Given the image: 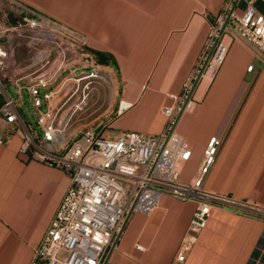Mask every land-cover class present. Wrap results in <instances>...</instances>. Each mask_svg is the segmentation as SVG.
<instances>
[{"label": "crops", "instance_id": "0c3cea01", "mask_svg": "<svg viewBox=\"0 0 264 264\" xmlns=\"http://www.w3.org/2000/svg\"><path fill=\"white\" fill-rule=\"evenodd\" d=\"M22 1L84 34L88 49L115 66V98L104 125L115 134L153 135L164 130L167 117L162 110L174 105L172 95L182 94L226 3ZM256 6L264 14V3L258 0ZM255 54V48L243 40L232 41L215 75L196 88L177 131L192 145L182 180L199 174L208 140L220 133L223 143L204 188L264 208V65ZM253 63L256 67L249 71ZM3 128L0 118V133ZM21 143L19 134L0 142V264H45L34 259V249L67 190L69 177L60 168L22 154ZM194 209V202L164 195L150 216L133 214L118 239L112 264H256L257 259L264 264V220L219 208L211 210L184 260H177Z\"/></svg>", "mask_w": 264, "mask_h": 264}, {"label": "built area", "instance_id": "2783aa9c", "mask_svg": "<svg viewBox=\"0 0 264 264\" xmlns=\"http://www.w3.org/2000/svg\"><path fill=\"white\" fill-rule=\"evenodd\" d=\"M257 1L226 0L220 22L209 34L205 52L182 94L172 95L174 105L162 110L167 123L160 134L125 131L109 136L105 125L69 133V121H57L52 103L58 92L52 80L63 68L67 50L74 46L89 50L87 37L22 0H0V6L7 8L0 18V118L4 122L0 142L19 134L22 154L60 168L69 177L67 190L34 249V259H43L45 264H112L118 239L133 214L150 216L164 195L195 204L176 255L179 261L184 260L214 208L264 220L263 207L204 188V179L222 146V134L215 133L208 140L199 174L189 181L180 178L192 145L177 131L196 88L207 76L215 75L232 41L243 40L253 46L264 65V14ZM13 32L40 46L34 53L35 64L50 63L54 50L58 66L53 75L40 74L27 84L2 77L8 57L6 44ZM255 67L253 63L248 70ZM97 76L91 72L77 80ZM25 95L33 115L28 113ZM137 249L143 251L144 247L137 245ZM256 261L260 263V259Z\"/></svg>", "mask_w": 264, "mask_h": 264}, {"label": "rangeland", "instance_id": "374dc122", "mask_svg": "<svg viewBox=\"0 0 264 264\" xmlns=\"http://www.w3.org/2000/svg\"><path fill=\"white\" fill-rule=\"evenodd\" d=\"M6 10V7L0 6V18ZM6 45L8 57L2 72L5 80L27 84L40 74L51 76L55 73L58 61H55L57 54L54 50L50 63L35 64L34 53L40 46L23 34L10 33ZM67 51L63 68L52 80V86L58 89L52 99L57 121L68 120L66 131L72 134L98 129L111 116L110 108L115 98V66L109 61L101 62L99 57L85 48L74 46ZM91 72L98 76L77 80ZM25 99L28 113L33 115L28 95H25ZM107 132L109 136L116 133L110 128Z\"/></svg>", "mask_w": 264, "mask_h": 264}, {"label": "trees", "instance_id": "16d2710c", "mask_svg": "<svg viewBox=\"0 0 264 264\" xmlns=\"http://www.w3.org/2000/svg\"><path fill=\"white\" fill-rule=\"evenodd\" d=\"M100 57H101V56H100ZM100 61H101V62H105V60H104L103 58H100Z\"/></svg>", "mask_w": 264, "mask_h": 264}, {"label": "bare ground", "instance_id": "6f19581e", "mask_svg": "<svg viewBox=\"0 0 264 264\" xmlns=\"http://www.w3.org/2000/svg\"><path fill=\"white\" fill-rule=\"evenodd\" d=\"M207 77H210V75H209V76H207Z\"/></svg>", "mask_w": 264, "mask_h": 264}]
</instances>
